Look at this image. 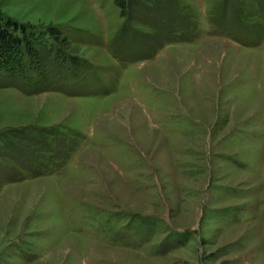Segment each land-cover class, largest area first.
Segmentation results:
<instances>
[{"label": "rangeland", "instance_id": "374dc122", "mask_svg": "<svg viewBox=\"0 0 264 264\" xmlns=\"http://www.w3.org/2000/svg\"><path fill=\"white\" fill-rule=\"evenodd\" d=\"M133 6L0 0V264H264V0Z\"/></svg>", "mask_w": 264, "mask_h": 264}, {"label": "trees", "instance_id": "16d2710c", "mask_svg": "<svg viewBox=\"0 0 264 264\" xmlns=\"http://www.w3.org/2000/svg\"><path fill=\"white\" fill-rule=\"evenodd\" d=\"M130 1L131 4L128 1L127 5L126 0H114L115 4L123 10L124 14L127 10L130 11L134 8L133 3L137 4L138 2V0ZM27 32L28 25L18 24L10 17L0 13V68H8L10 71H17L22 68L23 58L21 57L24 56V51L26 50L28 52V50L30 48L32 50V47L34 46L28 42ZM41 63L42 62L38 61L39 65ZM33 175L35 176L37 174ZM19 177H21V175Z\"/></svg>", "mask_w": 264, "mask_h": 264}, {"label": "bare ground", "instance_id": "6f19581e", "mask_svg": "<svg viewBox=\"0 0 264 264\" xmlns=\"http://www.w3.org/2000/svg\"><path fill=\"white\" fill-rule=\"evenodd\" d=\"M264 258V257H263Z\"/></svg>", "mask_w": 264, "mask_h": 264}]
</instances>
